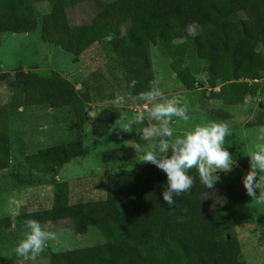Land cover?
Here are the masks:
<instances>
[{
	"label": "trees",
	"instance_id": "1",
	"mask_svg": "<svg viewBox=\"0 0 264 264\" xmlns=\"http://www.w3.org/2000/svg\"><path fill=\"white\" fill-rule=\"evenodd\" d=\"M90 1L98 5L97 14L90 22L72 23L69 10ZM39 4H49L48 9L40 11ZM39 27L44 44L60 48L75 62L96 52L95 61H103L110 74L105 88L103 72L95 71L80 92L56 71L44 75L19 68L0 74V85L13 95L12 103L0 107V172L8 171L15 189L40 183L54 188L49 207L22 208L17 224L69 221L77 235L96 227L106 239L100 245L52 251L48 264H246L238 229L256 222L257 207L248 204L247 193L213 204L214 189L236 191L238 184L228 179L209 189L193 168L188 173L191 189L174 197L169 207L161 195L166 175L151 164L106 169L105 196L78 202L71 201L68 182L55 177L47 181L35 172L55 175L84 156L88 133L97 139L111 133L117 113L100 107L92 116L93 103L115 100L121 92L140 98L157 87L153 48L191 91L200 83L190 58L207 63L203 72L208 89L201 90L202 95L221 105L209 111L213 117L231 120L225 107L254 99L257 111L247 127H263L264 0H0V47L4 34L33 33ZM17 107L64 113L66 121H73V139L26 155L28 168L11 167V117ZM126 152L135 156L131 149ZM14 221L1 219L0 229L12 228Z\"/></svg>",
	"mask_w": 264,
	"mask_h": 264
},
{
	"label": "rangeland",
	"instance_id": "2",
	"mask_svg": "<svg viewBox=\"0 0 264 264\" xmlns=\"http://www.w3.org/2000/svg\"><path fill=\"white\" fill-rule=\"evenodd\" d=\"M49 4H39L40 11H46ZM99 7L95 2H86L69 10L70 20L74 24L90 22L97 14ZM195 29H191L194 33ZM102 52V51H100ZM96 52L82 56L75 62L74 57L58 47L42 42L40 27L33 33L3 35L0 47V74L14 73L19 68L24 71H33L48 75L51 71L62 74L73 83L80 92L91 81L95 71H102L105 77L102 80L105 88L109 84L110 74L103 61L96 62ZM153 70L156 85L163 93L157 102L175 99L180 106L186 109L189 119L176 121L171 125L173 138L182 137L185 132L195 126H203L209 122L225 123L229 126V133L225 138L224 147L234 156V164L228 172L219 171L214 175L221 179H228L231 184H238L236 191H227L221 188L214 189L211 195L213 204L225 202L234 196L245 194L243 179L249 172V157L256 150L257 144L264 142L257 138L264 135V126L249 128L247 123L252 121L256 108V100H248L245 105L225 107L233 118L219 120L210 114L211 109L220 108L215 101L203 98L202 91L208 89L206 75L203 68L206 62L190 58L194 73L200 86L194 90L185 88L176 78L170 68L169 60L160 55L156 48L152 49ZM112 83L110 84V87ZM202 90V91H201ZM12 92L5 85H0V107L12 103ZM120 100H109L103 103L95 102L91 105L92 116L97 109L108 107L117 113L116 124L111 133L97 139L86 135L85 154L66 164L57 172L45 175L44 172H35L39 177L50 181L55 177L58 182H68L71 190V201H89L105 196L102 190V175L106 169L114 171L128 170L134 166L142 167L140 163L138 144L144 142L135 131L140 127L155 123L144 112V101L120 93ZM151 107V105H149ZM145 116L144 125H133V132H125L121 128L120 118L133 122L137 114ZM64 113L47 110L42 107H17L11 117V167H27L25 157L42 148L68 142L73 139V121H66ZM126 149L135 151V156L126 152ZM237 177L239 179H237ZM259 189H255L257 196L264 190V173L257 172ZM255 182V181H254ZM54 197V188L49 184L40 183L34 188L15 189L8 179V171L0 172V220L9 216L14 219L12 228L0 229V264H48L49 253L67 249L85 248L104 244L105 237L96 227H90L83 235L75 234L72 223L62 221L42 226L44 230L53 233L55 238L49 240L43 250L34 258L25 259L15 252V246L23 239L26 227L17 224V217L21 209L30 210L38 207H49ZM248 204L257 207L256 222L244 225L238 229L242 256L246 264H264V201L253 200L248 196Z\"/></svg>",
	"mask_w": 264,
	"mask_h": 264
},
{
	"label": "clouds",
	"instance_id": "3",
	"mask_svg": "<svg viewBox=\"0 0 264 264\" xmlns=\"http://www.w3.org/2000/svg\"><path fill=\"white\" fill-rule=\"evenodd\" d=\"M134 85L135 81H132L131 86ZM162 96L163 93L155 86L140 96L144 101V112L155 123L135 128V131L144 142L142 145L138 144L139 161L154 165L166 175V184L162 186L161 195L165 204L171 207L175 203L174 197L188 192L193 185L189 170L195 168L200 182L210 189L219 179L214 173L230 171L235 161L223 146L229 133V126L225 123L209 122L203 126L197 125L182 137L173 138L171 125L176 122L173 118L187 121L189 116L186 109L175 99L157 102ZM120 121L119 128L125 132H133V125H144L145 116L143 113L137 114L131 123L123 117ZM257 139L264 141V135ZM248 157L250 170L243 179V187L253 200L264 201V190H260L259 196L255 191L259 189L256 174L258 171L264 173V142L257 144L256 150ZM25 227L27 231L23 239L17 242L15 252L25 259L34 258L55 236L44 230L35 220H27Z\"/></svg>",
	"mask_w": 264,
	"mask_h": 264
},
{
	"label": "water",
	"instance_id": "4",
	"mask_svg": "<svg viewBox=\"0 0 264 264\" xmlns=\"http://www.w3.org/2000/svg\"><path fill=\"white\" fill-rule=\"evenodd\" d=\"M90 114L93 115V112L91 111Z\"/></svg>",
	"mask_w": 264,
	"mask_h": 264
}]
</instances>
